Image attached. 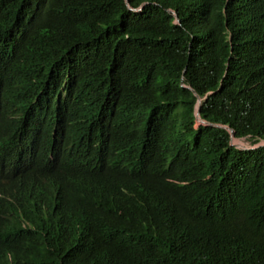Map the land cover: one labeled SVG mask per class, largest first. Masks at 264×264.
Masks as SVG:
<instances>
[{
  "label": "trees",
  "instance_id": "16d2710c",
  "mask_svg": "<svg viewBox=\"0 0 264 264\" xmlns=\"http://www.w3.org/2000/svg\"><path fill=\"white\" fill-rule=\"evenodd\" d=\"M7 134L0 264H264V0H0Z\"/></svg>",
  "mask_w": 264,
  "mask_h": 264
},
{
  "label": "water",
  "instance_id": "95a60500",
  "mask_svg": "<svg viewBox=\"0 0 264 264\" xmlns=\"http://www.w3.org/2000/svg\"><path fill=\"white\" fill-rule=\"evenodd\" d=\"M125 1L127 3V0H125ZM143 3L144 2H141L136 7H132V6L128 5V4H127V6L129 8H131V9H139ZM167 10L171 11L172 15L174 16L175 21H178V16H177L176 12L172 8H167ZM180 84L183 85V86H186L187 88H189L192 91V93L195 95V97H196L195 106H194V114H195V119L196 120H198L200 122H203V123H206V124H212V125L222 126L225 129H227L228 132H229V142H230V144H232V145H234L236 147H239V148H251V147H255V146L259 145L260 143H262V142H256L254 144H251V145L246 146V145L242 144L241 142H237V141H234L233 140V139H236V138L233 137V130H232V128L230 126H228L226 124H221V123H218V122H212V121L203 119L199 115V104H200V97H199V95L195 92V90L190 85L185 84L182 81H181Z\"/></svg>",
  "mask_w": 264,
  "mask_h": 264
},
{
  "label": "rangeland",
  "instance_id": "374dc122",
  "mask_svg": "<svg viewBox=\"0 0 264 264\" xmlns=\"http://www.w3.org/2000/svg\"><path fill=\"white\" fill-rule=\"evenodd\" d=\"M11 136H13V135H11ZM9 139H13V137H8ZM234 141H237V142H241L242 144H244V145H246V146H248V145H251L250 144V142L247 140V139H243V138H236V139H233ZM9 142L10 141H8V139H6V140H4V141H1L0 142V152H4V150L6 149V148H4V146L6 145V144H9ZM5 154V153H4Z\"/></svg>",
  "mask_w": 264,
  "mask_h": 264
},
{
  "label": "clouds",
  "instance_id": "9594fccd",
  "mask_svg": "<svg viewBox=\"0 0 264 264\" xmlns=\"http://www.w3.org/2000/svg\"><path fill=\"white\" fill-rule=\"evenodd\" d=\"M7 136H8V137H11V135H8V134L5 135V136L3 135L2 137H0V142L6 140L5 138H6ZM11 140H12V139H11ZM0 153H1V152H0Z\"/></svg>",
  "mask_w": 264,
  "mask_h": 264
}]
</instances>
